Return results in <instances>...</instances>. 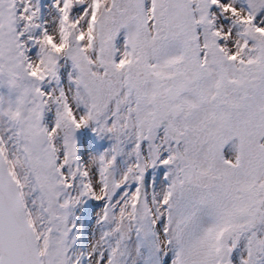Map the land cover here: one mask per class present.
<instances>
[{
    "label": "snow or ice",
    "instance_id": "obj_1",
    "mask_svg": "<svg viewBox=\"0 0 264 264\" xmlns=\"http://www.w3.org/2000/svg\"><path fill=\"white\" fill-rule=\"evenodd\" d=\"M0 264H264V0H0Z\"/></svg>",
    "mask_w": 264,
    "mask_h": 264
}]
</instances>
